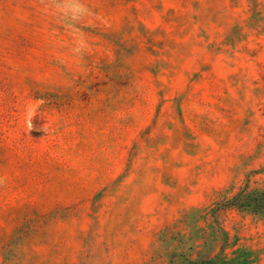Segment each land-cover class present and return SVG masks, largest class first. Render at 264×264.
<instances>
[{"label":"rangeland","instance_id":"1","mask_svg":"<svg viewBox=\"0 0 264 264\" xmlns=\"http://www.w3.org/2000/svg\"><path fill=\"white\" fill-rule=\"evenodd\" d=\"M244 190L264 0H0V264H264Z\"/></svg>","mask_w":264,"mask_h":264},{"label":"trees","instance_id":"2","mask_svg":"<svg viewBox=\"0 0 264 264\" xmlns=\"http://www.w3.org/2000/svg\"><path fill=\"white\" fill-rule=\"evenodd\" d=\"M263 199L264 193L262 198L256 199L251 193H246V190H244L232 199L226 200L219 204L218 207H237L239 209L259 212L261 208H263V205H259V202H261Z\"/></svg>","mask_w":264,"mask_h":264},{"label":"clouds","instance_id":"3","mask_svg":"<svg viewBox=\"0 0 264 264\" xmlns=\"http://www.w3.org/2000/svg\"><path fill=\"white\" fill-rule=\"evenodd\" d=\"M56 7L62 9V8H64L65 6L62 5V4H57ZM78 10H79V9H78ZM29 115H30V116L32 115V111H29Z\"/></svg>","mask_w":264,"mask_h":264}]
</instances>
